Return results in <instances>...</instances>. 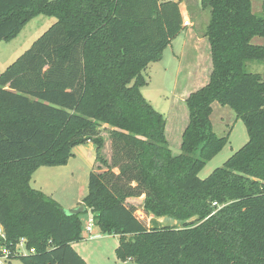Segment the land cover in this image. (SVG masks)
Masks as SVG:
<instances>
[{
	"label": "trees",
	"instance_id": "16d2710c",
	"mask_svg": "<svg viewBox=\"0 0 264 264\" xmlns=\"http://www.w3.org/2000/svg\"><path fill=\"white\" fill-rule=\"evenodd\" d=\"M200 5L211 12L205 36L213 67L209 82L186 99L189 123L174 154L167 119L142 87L149 65L184 28L180 2L0 0V41L38 15L57 18L0 74V255L7 249L22 264H88L73 247L83 238V213L68 215L31 179L93 141L106 170L90 172L83 203L103 233L119 236V258L264 264V79L246 70L249 61L264 62V44L253 42L264 38V12L254 13L252 0ZM216 102L244 121L249 141L201 179L229 139L214 131ZM102 126L111 128L110 162L102 155ZM142 196L152 225L136 214ZM158 218L185 225L162 226ZM22 240L34 253H16Z\"/></svg>",
	"mask_w": 264,
	"mask_h": 264
},
{
	"label": "rangeland",
	"instance_id": "374dc122",
	"mask_svg": "<svg viewBox=\"0 0 264 264\" xmlns=\"http://www.w3.org/2000/svg\"><path fill=\"white\" fill-rule=\"evenodd\" d=\"M179 1V0H173ZM190 0L181 1L182 4H189ZM264 0H253V11L257 15H261L264 12ZM189 9L191 14L196 16L197 10L196 6L193 4V1L190 2ZM202 16H198L199 24L202 23L207 17L210 19V9H206L205 13H201ZM204 17V18H203ZM188 20H190L188 18ZM57 18L51 15H38L31 19L13 39L6 41H0V71H4L10 64H12L22 53L29 49L34 41H36L42 34H44L55 22ZM205 22V21H204ZM191 25V24H190ZM199 29V28H198ZM188 30H193L191 27ZM186 29L180 37H176L172 40L171 44L164 50L163 56L160 60L151 63L144 73L148 84L142 87V92L146 99L152 104V106L159 112L163 113L167 119L166 134L169 141V145L173 150L174 154H179L181 152V140L182 136L179 135V130L182 129L185 121H189V110L186 103L181 105H173V97L175 93V85L178 69L181 67V64L184 63L183 77L180 78V81L188 75L184 84H189L191 80V75L195 71V65L197 59H193L194 55L187 54L185 56L183 50V40L188 33ZM206 31V28H204ZM255 44H264V38L255 37L253 39ZM182 55V59L180 56ZM246 70L252 73H259L264 79V62L260 61H249L246 64ZM211 120L213 123L214 131L219 136L229 135L227 144L217 153L210 161H208L205 166L199 171V177L201 179H206L209 177L212 172L224 165L229 157H231L236 151L242 148L248 141L249 135L247 127L244 121L238 118L237 113L228 106H223L219 103L213 104V113L211 115ZM101 136L109 138V143H107L106 148L111 149V140H110V127L102 126ZM112 156V151L110 152ZM78 160V159H77ZM111 160V158H110ZM80 165H75L74 162H70L68 165L67 176H59L54 179L55 185L60 183L59 188V199L60 203L63 205H70L73 203V200L77 199V196L80 195L79 190L81 186L84 185L85 193L88 192V183H89V174L82 177V171L80 174L77 172L72 176L71 172L74 171V168L80 169L84 166V172L87 170L85 164H82V161H79ZM100 170H106V167L102 164L99 167ZM77 170V171H78ZM90 171V170H89ZM102 171V172H104ZM116 171V170H115ZM117 172V171H116ZM34 178H32L33 184ZM53 184V182L51 183ZM63 187V188H62ZM54 193V192H53ZM79 193V194H78ZM142 197L136 198L135 206L137 207L136 214L143 219L148 225H152L153 215L144 213L142 210ZM83 238L74 242V245L79 251L78 253L85 259L88 264H135L132 260H123L119 258L116 254V250L119 246V236L118 235H109L101 231L100 227L93 224L92 234L88 235L85 231V227L90 218H93V215L90 210L83 213ZM196 218L190 220L194 221ZM162 226H174L182 228L185 223L182 221H177L172 218H158L157 219ZM92 236V237H91ZM0 264H22L19 258L1 260Z\"/></svg>",
	"mask_w": 264,
	"mask_h": 264
},
{
	"label": "crops",
	"instance_id": "0c3cea01",
	"mask_svg": "<svg viewBox=\"0 0 264 264\" xmlns=\"http://www.w3.org/2000/svg\"><path fill=\"white\" fill-rule=\"evenodd\" d=\"M183 0H179L177 2H180V9L182 13L183 20L190 19L191 25L186 26L183 28L182 32L177 36L180 37L182 33L185 32V30L189 27H191L193 30H188V33L185 35L186 37L183 40V50L185 56L187 54H192L194 57L193 59H197V63L194 68V72L191 75V80L189 84H184L186 79L189 77L188 75H185L186 77L183 79V81H180V78L183 77V71H184V63L181 64V67L178 69L177 72V78H176V87H175V93L173 97V105H181L183 108V104L186 103V99L188 96L198 90L199 88L205 86L209 80H210V74L212 72V56H211V45L208 40V38L205 36V30L206 25L209 22V18H205L203 21V24H199V19L198 16H202L201 13H205V10L201 8L200 5V0H190L189 4H182ZM193 1V4L196 6V10L198 11L196 16L191 14V11L189 9L190 2ZM264 5V4H263ZM252 6H253V0H252ZM204 18V17H203ZM199 28V29H198ZM182 59V55L180 56ZM2 71H0V74ZM187 105V104H186ZM189 121L184 123L182 129L179 130V135L182 136L185 128L187 127ZM167 126V124H166ZM167 137V134H166ZM104 138V147L102 149V155L103 157L110 162V152L111 149L108 150L104 149L107 146V143H109V138L103 137ZM182 143V140H181ZM181 147V145H180ZM96 150H97V145L93 141H88L86 143H83L81 145L76 146L73 149L74 155L68 160V162L65 165H60V166H42L38 168L32 175V178H34L33 184H32V179H31V185L36 188L42 190L46 195L52 197L56 201H60L59 197V188H60V183L55 185L54 179L58 178L59 176H67L68 173V165L72 161L75 163V165H80L79 161H82V164H85L87 170L84 172V166L83 168L80 167V169L74 168V171L71 172L72 176L77 172V174H80L82 171V177L84 175L87 176L91 171H96L98 173L104 171L100 170V166L102 164L96 160ZM78 159V160H77ZM78 170V171H77ZM90 170V171H89ZM53 182V184H51ZM63 188V187H62ZM54 192V193H53ZM80 195L77 196V199L73 200V203L70 205H63L62 203L61 206L64 208V210H69V209H74L77 208L81 205H83V199H84V193H85V187L84 185L81 186V189L79 190ZM78 193V194H79ZM73 247L76 249L75 245L73 244ZM77 251V249H76ZM79 252V251H77ZM83 256V255H82ZM84 257V256H83ZM85 258V257H84ZM86 259V258H85Z\"/></svg>",
	"mask_w": 264,
	"mask_h": 264
},
{
	"label": "built area",
	"instance_id": "2783aa9c",
	"mask_svg": "<svg viewBox=\"0 0 264 264\" xmlns=\"http://www.w3.org/2000/svg\"><path fill=\"white\" fill-rule=\"evenodd\" d=\"M191 23L188 19L186 20H183V26L186 27V26H189ZM216 205V203H214ZM94 219L93 218H90L88 220V223L85 227V231L88 235L92 234V231H93V224H94ZM0 237L4 238L5 237V234H4V230H3V226L1 224V221H0ZM92 237V236H91ZM35 249H30L28 250L26 247H25V242L22 240L20 242V244L17 245V249H16V253H21V254H27V253H34ZM9 255H10V251L7 250V249H4L2 251V255H0V262L1 260H8L9 259Z\"/></svg>",
	"mask_w": 264,
	"mask_h": 264
},
{
	"label": "water",
	"instance_id": "95a60500",
	"mask_svg": "<svg viewBox=\"0 0 264 264\" xmlns=\"http://www.w3.org/2000/svg\"><path fill=\"white\" fill-rule=\"evenodd\" d=\"M140 207H143L142 204H141ZM86 209H87L86 206L83 204V205H81V206H79L77 208L66 210V213L68 215L82 214V213H85Z\"/></svg>",
	"mask_w": 264,
	"mask_h": 264
}]
</instances>
